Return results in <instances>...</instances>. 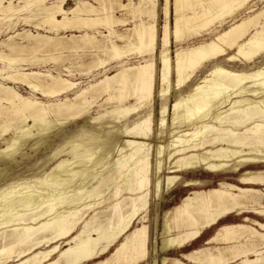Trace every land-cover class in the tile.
Here are the masks:
<instances>
[{
  "label": "bare ground",
  "instance_id": "6f19581e",
  "mask_svg": "<svg viewBox=\"0 0 264 264\" xmlns=\"http://www.w3.org/2000/svg\"><path fill=\"white\" fill-rule=\"evenodd\" d=\"M48 1L0 0V37L8 34L0 40V162L10 166L31 142L32 150L42 146L65 124L58 120L63 116L81 120L103 108L88 122L110 118L115 125L101 132L82 126L46 156L38 174L0 185V264H148L151 236L143 214L179 184L196 190L157 216L159 251L182 252L213 234L204 247L161 257L160 264H264V7L254 9L261 0H163L161 31L159 0L121 4L133 9L130 20L114 16L112 0L111 8L105 0H96L100 8L79 0L71 9L65 5L72 0ZM18 24L37 34L17 32ZM97 26L108 29L94 30L104 39L100 46L86 32ZM116 26L130 28L120 34ZM205 36L211 37L190 43ZM86 47L109 54L92 57L94 68L131 53L142 61L122 63L116 74L58 104L25 98L9 86L21 83L51 98L66 94L78 84L16 68V53ZM157 98L160 130L154 131ZM132 116L131 125H121ZM200 170L238 174V184L220 180L204 189L207 181L185 178ZM234 216L240 220L226 221Z\"/></svg>",
  "mask_w": 264,
  "mask_h": 264
},
{
  "label": "rangeland",
  "instance_id": "374dc122",
  "mask_svg": "<svg viewBox=\"0 0 264 264\" xmlns=\"http://www.w3.org/2000/svg\"><path fill=\"white\" fill-rule=\"evenodd\" d=\"M7 1H10V0H7ZM17 1L18 0H14V5H18ZM53 1L54 0L48 1L47 4H51V2H53ZM80 1H84V0H80ZM107 1L105 0V4L109 7L111 5V3L109 1L108 2ZM78 2H79V0L68 1L65 5V8L71 9L72 7H75ZM89 3L95 5L98 8H100L99 6H101L100 1L93 0V1H89ZM128 3H129V0H112V7H113L112 12H113L114 16L119 17V18L129 19V20L132 19L133 9H130V11H129V10H127L129 8H127V9L120 8L121 4L127 5ZM133 3H138V0H133ZM114 4H116V6ZM162 5H163V0H159V6H158L159 31H161L160 26L163 25L165 22V19L162 16V11H161ZM262 7H264V0H261L259 3H257V6L254 9H259ZM110 8H111V6H110ZM246 15H247V13L239 14V17L237 19L240 20L241 18H244ZM136 16H138V15H136ZM143 18H145V17H143ZM136 21H137V19H136ZM229 26H230V24L227 23L223 27L219 28L218 31H222L224 29H227ZM128 28H130V27L116 26L115 30L120 34H125V33H127L126 29H128ZM15 30L17 32L23 31V30H29L33 34H37V30L34 29V27L30 26V25L28 26V25L18 24V26ZM94 30H98L100 32L108 34V32H107L108 29L106 30V28L100 27V26H97L92 30L88 29L87 31L83 30L81 33H72V34L80 35V34L84 33L85 31L87 33H89V31H90L89 34L94 35L95 34ZM91 31H93V32H91ZM38 32L43 33L44 31H38ZM7 35L8 34H3L0 37V40L6 39V37H8ZM62 35L68 36V35H71V33H62ZM95 35H96L97 41H98L97 45L100 46V45L105 44L103 42L104 39L100 38L98 34H95ZM210 37L211 36H205L204 38L194 39V40H191L190 43H198L202 40H209ZM172 47H173V51H174L176 49V46L173 45ZM25 49L22 52L16 53L17 54L16 57H18L17 60L19 61L18 64L15 65L16 68L21 67L20 69H24L26 71H41L43 73L49 72L52 76L61 75L65 79L71 80L72 82H75L78 84L76 87H74V89L70 90L66 94H63L60 96H55L52 98L47 97V96H43V95L38 94V93H34L30 89H28L24 84H21V83L9 84V86L14 87L18 91V93L21 94L23 97L29 98V99H36V100L42 102L43 104H50V103L58 104L60 102H64L65 100H71L76 96V93L80 89L87 88L89 83L90 84L95 83L96 81L101 79L104 76V74H107L109 76L116 74L122 63L127 65V66H131V65H136L142 61V58L139 55H137L136 53H134V54L131 53V55L129 57L124 58L123 60L109 62L105 68H94L95 64L92 63V60H91L92 57L97 55L96 57H94V59H97L99 56H101L103 59H105V58L109 57V54L108 55H102L100 53L98 54V52H96L97 51L96 48L93 49L91 47H86V48H84V50L79 49L78 52H75V53H68V52H63V53L52 52V53H50V52H44L43 50H35V49H33L35 51H33V53H32V49H29V48H25ZM42 51H43V53H42ZM31 54H32V56H31ZM29 56H30V58H29ZM36 59H41L42 62L39 61V64L36 63V64L32 65V63L30 61H34ZM21 60H24V61H21ZM261 61L262 60H259V62H261ZM222 62L226 63V60L223 59ZM262 62H264V60ZM158 66H159V63H158ZM0 67H2L1 64H0ZM106 70H108V71H106ZM206 71H207V69H203L202 71H200L196 75V77L194 78L193 83H197L199 81V79L204 77ZM86 74H87V76H86ZM66 76H68V77H66ZM176 96H178V95L175 94V92H174L172 98L170 96L171 100L168 101L169 105L171 104L173 99H175ZM105 99L106 98H104L102 100V102ZM131 102H134V101L131 100ZM155 103L156 104H155V109H154L155 110L154 117H155V123L156 124L153 125V129H155L154 131H159L160 129L158 128V125H157V119H158V117H160L158 114V111L160 109V103H162V101H160V98H157ZM103 110H104L103 108H93V109H91V111L89 113V117H98L99 113L104 112ZM148 112H149V108L147 107L142 111L141 114L143 116L145 114H148ZM89 117H85V119H81V120H78V119H74V120L71 119L70 120L69 119L67 121H66L67 117L63 116L64 119L62 117H60L58 120L59 121L61 120L60 122H65V124L61 127L55 128L53 130V132H51L45 138V140H44L45 143L42 146H39L36 150H32L31 145H33V143L35 141L31 142L23 148L22 153L20 152L21 154L16 156L15 161L10 166H6L5 164H3V162H0V170H1V173H3L2 177L0 178V185L4 184L7 180H9V182H12L13 179L17 178V177L18 178H23V177L29 178L31 176L38 174L40 169H41L42 162L46 158V156H48L53 149H56L60 145H62V147H63V145H64L63 141H62L63 138H65L67 136L70 137L73 134L77 133V131H79L82 126L85 125L87 129H91L92 127L93 128L95 127V129H99V131L101 132V131H107L108 130L107 128L115 125L112 122V119H110V118L103 119V120H101V122H99V123L97 122L96 124H90L88 122ZM169 118L171 119V115H170V117L168 116V119ZM134 119L135 118L132 116L130 119L124 121L121 125L122 126L131 125V123ZM170 119H169V121H170ZM84 122H87V123L85 124ZM12 134L13 133H9L6 138L11 137ZM254 168L260 169L263 167H254ZM237 175L238 174L217 175L216 176V175H213V174L211 175L205 171L200 170L197 173L185 174V178L187 180L207 181V182H204L203 186H202V188L207 189V187L208 188L215 187L217 185V183L220 182V180L221 181L225 180V181L233 183V184H238V182H237L238 176ZM263 188L264 187H262L261 189H263ZM194 190H196V189L185 188L182 186V184H179L175 187L174 191L165 194L164 199L162 201L158 200V199H156L155 202L151 201L150 205L148 206L147 211L143 214V216L146 217L147 225L150 228V236H151L150 249H149L150 260H149L148 264H160L161 263V257H164V256H169V258L180 257L182 253L190 252L193 248L204 247L205 241L212 236L213 230L207 234H204L203 237L201 238V240L197 244H194L192 247L187 248L186 250H184L182 252L171 251L168 253H162L159 251L160 245H161L160 244L161 243V241H160L161 222L159 224L156 223L157 216H161V210L171 209L174 205L178 204L185 196L189 195ZM261 202H264V197L262 198ZM250 216L252 218L254 217L252 215H250ZM254 219H256V217H254ZM239 220L240 219H238L236 216H234V217L227 219L226 221L236 222ZM212 246H214V245H212ZM111 253L112 254L114 253V249L112 251H110L108 254L104 255L101 259H99L97 261H102V260H106V259L110 258L109 256H112ZM93 263L94 262L89 263V264H93Z\"/></svg>",
  "mask_w": 264,
  "mask_h": 264
}]
</instances>
